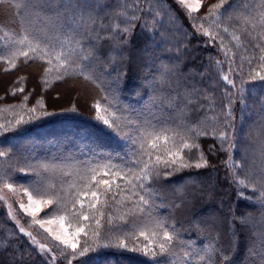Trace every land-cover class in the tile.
I'll return each mask as SVG.
<instances>
[{
    "label": "snow or ice",
    "instance_id": "6c2138e0",
    "mask_svg": "<svg viewBox=\"0 0 264 264\" xmlns=\"http://www.w3.org/2000/svg\"><path fill=\"white\" fill-rule=\"evenodd\" d=\"M7 2L10 4V0ZM5 3L6 0H0V5ZM105 3L106 0H17L14 7L19 16L20 32L7 37L6 54L0 55V65H8L3 70L15 69L18 61L22 60L24 64L32 62L46 65L43 72L44 86H50L53 80L78 78L95 84L94 64L99 58L96 54L99 40L91 33ZM175 3L187 15L196 33L207 37L209 42H219L220 51L229 64V72H236L241 78L238 93L242 104L246 92L242 77L245 64L248 68L247 82L253 84L254 89L264 91V0H258L256 7L247 12L239 10L240 0H219L209 6L207 15L203 17L196 14L204 6V0H175ZM225 5L230 7L225 8ZM156 14L159 15V12ZM118 15L127 22V12H120ZM177 20V16L171 15L169 23L179 29ZM204 22H207V27ZM82 27L88 35L79 31ZM101 27L108 26L101 24ZM111 27L113 30L108 38L111 39L116 54L110 59L114 70H117L119 60L123 58L122 48L129 43L120 33H128L130 28L121 29L118 23ZM221 33L231 38L237 51L241 48L245 53L248 51L242 37L251 45V55H241L238 71L233 67L236 63V52L225 44L224 35ZM3 40L4 37L0 35V41ZM216 64L219 66L221 62L217 61ZM159 71L160 80L156 83H160L173 69L161 65ZM121 76L122 73L118 71L113 82L117 87L120 86ZM48 77H52V80ZM221 78L227 85L236 87L229 74H224ZM151 87L149 100L139 110L117 108L111 103L102 104L99 100L93 105L94 119L125 143L123 152L106 155L99 153V159L93 156L72 164L50 161L29 163L16 171L34 175L37 179L22 189L8 182L9 172L0 164L3 188L11 193L22 190V194L27 197V203L21 202L20 209L31 217L32 225H38L58 243L61 256L68 264H72V259L77 256L85 257L89 251L96 250L87 243L89 237L92 238V245L96 247L136 252L149 257L152 264H217V257L222 264H231L238 247L234 230L231 233L232 253L228 255L222 248H217L213 241L203 246L184 243L175 226L158 212L163 203L160 188L157 187L159 181L184 170L208 167V159L198 141L212 137L219 143L220 151L229 153L227 166L232 169L237 197L259 207L261 226L253 235L260 245L258 264H264V125L258 134L262 163L258 170H246L243 163H237L231 155L232 149L237 145L232 132L233 93L230 89L224 95L227 104L221 109L222 121L220 115L206 114L192 122L187 119L191 110L189 105L208 100L206 107L209 112H214L217 105L211 96H200L199 90L194 86L184 96L183 106L178 107L177 98H171L168 107L174 110V114L165 115L163 109L153 111L158 98L154 94L155 85ZM17 92L23 93L24 88L13 89L11 94L14 96ZM27 100L28 96H24L23 101ZM36 103L43 108L40 100ZM24 106L22 102L20 107ZM198 106L205 107L202 103ZM36 110V107H32L27 112L31 114ZM33 118L29 115V119L25 120L21 115L14 124L11 120L0 124V137L29 123ZM213 151L215 147L210 145L209 152ZM8 155L9 151L0 150V158ZM193 156L196 158L193 159ZM241 172L244 173L243 177ZM64 177L69 179L65 180ZM56 180L60 181L59 186ZM249 188L253 195H245V190ZM0 200L7 204L4 196L0 195ZM53 205L55 207L51 212L45 213V218H38L41 212ZM7 206L9 217L15 220L11 205ZM238 219L241 225H252L255 228L251 215ZM102 220H105L106 233H115V243L111 236H107V243L97 244L101 239ZM92 221L94 225L90 223ZM16 223L19 226V221ZM19 232L28 236L41 254L51 252L47 245L39 243L24 227L19 226ZM82 235L85 237L83 247L80 245ZM177 245L184 249L182 254L178 252ZM69 252L72 259L69 258ZM51 264H56L55 255L51 256ZM81 264H87V261H81Z\"/></svg>",
    "mask_w": 264,
    "mask_h": 264
},
{
    "label": "trees",
    "instance_id": "16d2710c",
    "mask_svg": "<svg viewBox=\"0 0 264 264\" xmlns=\"http://www.w3.org/2000/svg\"><path fill=\"white\" fill-rule=\"evenodd\" d=\"M16 2L17 0H10L9 4L6 0L4 5H0V35L4 37V40L0 41V55L6 54L7 37L20 32L19 16L14 7ZM218 2L219 0H204V6L197 16H206L209 6ZM257 3L258 0H240L238 8L247 12L249 9L255 8ZM229 7V5H225V8ZM104 8L105 13L97 19L91 33L99 40L96 49L99 58L94 64L95 84L78 78L55 81L50 86H44L43 72L46 67L44 64L32 62L24 64L20 60L15 69L8 71L3 70L8 65H0V73L10 78L0 87V107L21 104L24 102L23 97L28 96L25 103L30 106L37 104L36 101L40 100L45 113H70L37 124L35 131L22 137L23 140L29 142V145L23 149L19 144L10 143L11 136L3 138L1 146H9L19 160L17 164L20 163V167H26L29 163L36 164L38 161L72 164L93 156L99 159L100 157L97 155L99 153L106 155L125 150V143L94 119L93 105L99 100L102 104L111 103L117 108L139 110L149 100L152 85L135 81V78H143L150 65L144 57L133 59L131 62L120 59L118 69L114 70L110 57L116 53L113 50L112 41L108 37L113 30L111 26L118 23L121 29L130 28L128 33H120L122 38H127L129 41L122 48L123 53H126L127 56L131 51L132 53L143 52L152 40L156 42L155 47L150 51V56L153 57L151 65L155 64L156 66V69L152 71L155 78L154 94L158 98L153 106L154 112L163 109L165 115H173L174 110L168 107V101L176 97L178 107L183 106L184 96L190 93L195 86L199 90L200 96H211L216 101L217 107L214 112H209L206 107L208 100H200L198 103L189 105L191 110L188 112L187 119L196 122L208 114L220 115L222 121L221 109L227 104L224 95L226 90H231L233 93L232 132L237 145L232 149L231 155L237 163H243L246 170L249 168L258 170L262 163V148L258 134L261 131V126L264 125V91L254 89V85L247 82V65L245 64L242 74L245 81L243 86L246 89L245 101L242 104L238 93V89L241 87L240 76L236 72H229V64L225 61L217 42L213 44L208 41L207 37L196 33L191 21L175 3V0H106ZM130 9L131 11H129ZM120 12H127V22L118 15ZM157 12L159 15L156 14ZM171 15L178 17L177 24L180 25L182 33V38L179 40H175L174 36L173 27L176 25L169 23ZM132 16L137 18L131 19ZM101 24L108 27H101ZM229 27L231 28V25ZM79 31L88 35L83 27ZM221 34L224 35L225 44L236 52V63L233 67L238 71L240 57L241 55H251V45L247 44L246 38L242 37L248 51L245 53L243 48L237 51L231 38L227 34ZM170 41H174L176 44H171ZM217 61L221 62L219 66L216 64ZM161 65L171 67L173 69L171 73L174 75L179 73L180 76L173 78L169 76L171 73H168L169 75H165L160 83H156L157 80H160ZM175 65H178V71L174 70ZM118 71L122 73L119 87L113 83ZM224 74H229L230 78L235 81V88L222 80L221 77ZM75 82H82L87 87H91L93 89L92 96L83 97L84 92H82V97H79L78 90L74 96H70V93L67 92L55 94L58 92L59 86ZM19 86L24 88V92H17L13 96L11 91ZM134 91L137 93L132 95L131 93H135ZM51 93H54L57 99L67 97L71 105L62 109L49 107L48 99ZM80 101H84L87 105L84 108L80 107ZM199 103L204 104L205 107L199 108ZM32 139L38 142H32ZM198 143L208 159V167L188 169L166 179L162 178L157 185L163 198L162 206L158 212L167 217L169 223L175 226L184 243L203 246L213 241L217 248H222L228 255L232 253L233 238L231 233L234 230L238 247L231 264H258L260 245L253 233L260 228L257 225L260 221L259 207L255 203L237 197V189L232 179V169L227 166L229 153L220 151L219 143L212 137L201 138ZM71 144L73 145L70 146ZM210 145L215 147V151L209 152ZM195 158L193 156V159ZM240 175L243 177L244 173L241 172ZM36 179L37 177L34 175L26 173H19L16 176V181L24 186L31 184ZM63 179L69 178L64 177ZM55 182L59 186L60 181L56 180ZM245 195H253L252 189L245 190ZM224 198L227 199L224 201ZM54 207L55 205L50 206L49 212ZM208 209H211V213L207 215ZM104 211L107 215V209ZM248 215H251L255 228L252 225L240 224L238 218ZM105 220H102L101 239L97 241V244L107 243V236H111L112 242L115 243V233H106L105 231ZM90 223L94 225V221ZM87 243L95 247L96 250L89 251L85 257L75 259L69 257L72 259V264H81V261H87V264H152L149 257L136 252L96 247V245H92L91 237L88 238ZM84 244L85 238L81 242V247ZM177 249L181 254L184 251L179 245H177ZM52 252L56 256V264H68L60 252L55 250ZM249 254L251 256L248 257ZM0 264H51V261L19 232L1 200ZM217 264H222L219 257H217Z\"/></svg>",
    "mask_w": 264,
    "mask_h": 264
},
{
    "label": "rangeland",
    "instance_id": "374dc122",
    "mask_svg": "<svg viewBox=\"0 0 264 264\" xmlns=\"http://www.w3.org/2000/svg\"><path fill=\"white\" fill-rule=\"evenodd\" d=\"M104 13H105V8L100 12L99 17L102 16ZM199 22L200 21H198V23ZM204 26L207 27V23L204 22ZM173 31H175L174 32L175 40L176 39L179 40L180 38H182V33H181L180 28L177 29V27H173ZM170 43L176 44L174 41H170ZM155 44H156V42L152 40L149 43L147 49H145L143 52L132 53V51H131V53H129L128 56L126 55V53H123V58L121 60L131 62V60H133V59L137 60V59L144 57L146 62H148V64H150L149 67L146 69V73L143 76V78H135V81L144 82V83L146 82V83H149L150 85H153L155 78L153 75L154 73H152V71L156 69V66H155V64L151 65V62H153V57L150 56V51H151V49H153V47H155ZM213 44H214V42H213ZM217 46L220 47L218 41H217ZM224 59H225V57H224ZM174 70L178 71V65H175ZM169 76H172L173 78H177L180 75H179V73L176 75H174V73H171ZM9 79H10L9 77L3 76L0 73V87L2 86L3 83H7L9 81ZM48 79L52 80V77H48ZM52 82H55V81L53 80ZM18 88H20V86L17 87V89ZM77 90H78V92H80L79 97H82V95H83L82 92H84L83 97H91L92 96L93 89L89 86L87 87L82 82H75L73 84L68 83V84L59 86V90L55 94L67 92V93H70L69 94L70 96H72V95L74 96L76 94ZM134 92L135 93H131V94L135 95L137 93V91H134ZM77 101H78V99H77ZM23 103L25 105L23 108L20 107L21 104L14 105L15 107H11L13 105L0 107V109H7L6 111H0V124L5 123L7 120H11L14 124L15 120L18 119L19 116H21V115L24 116L25 120L29 119V115L34 117L33 119H31L29 121V123L21 125L16 130L9 132V133H6L2 137H0V143H1L3 138L5 139L6 137L11 136L10 137V140H11L10 143H15L17 145L19 144L21 149H23L24 147H27V145H29V142H27L28 140H25V139L23 140L22 137L30 134L32 131H35L37 129L35 126L37 124H40L41 122H45V121H48V120L53 119V118H57L60 115L70 114V113H63V114L47 113V114H45V112L43 111V109L39 105L35 104V105L28 106L25 102H23ZM48 104H49V107H51L53 109H62L66 106L71 105V104H69V100L67 97L57 99V97L54 96V93L53 94L51 93L49 95ZM86 105L87 104H85L84 101H80V103H79V106L82 108H84ZM32 107H36L37 110L35 113L30 114L27 112V109L32 108ZM32 142H38V141L32 139ZM4 143L10 144L9 142H4ZM72 145L73 144H71L70 146H72ZM0 150L9 151V155L7 157L0 158V164H3L5 170L9 172L8 182L13 183L14 187L22 189V187L24 185H21L16 181V176L20 173V172L16 171V169L21 168L20 163L17 164V162L19 160L17 159V157H15V155L13 154L12 150L9 148L8 145H2L1 146V144H0ZM3 183H4V181H0V195L4 196L7 199V204H5L4 201H2V200L1 201L4 204L7 212H8V206L7 205L8 204L11 205L13 214L15 216V220L12 219V221L16 224V227L18 228V230H19V226L24 227L27 232L32 233V235L36 238L37 241H39V243L45 244L48 246V248L51 249L50 253L42 254L45 257H47L49 259V261H51V256L55 255L52 252V250H55L56 252L61 253V247L58 246V243L56 241H53L47 235V233L43 232V230L40 229L38 225H32L31 224V217L25 215V213L20 209L19 204L21 202L27 203V197L22 194V190L20 192H17V193H11L7 189L3 188ZM226 199L227 198H224V201ZM49 211H50V207L45 209L43 212H41L39 214L38 218H45V213H48ZM209 213H211V209H208L206 211L207 215ZM16 221H19V226L17 225ZM257 225H258V227L261 226L260 221L257 223ZM23 236H25V235H23ZM25 237L31 243L30 238L28 236H25ZM83 238H85V237L82 235L80 237V245H81V242L83 241ZM31 245L34 246L32 243H31ZM68 255H69V257H71L70 252L68 253ZM249 256H251V254H249L248 257ZM56 261H57V259H56Z\"/></svg>",
    "mask_w": 264,
    "mask_h": 264
}]
</instances>
